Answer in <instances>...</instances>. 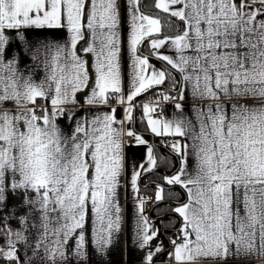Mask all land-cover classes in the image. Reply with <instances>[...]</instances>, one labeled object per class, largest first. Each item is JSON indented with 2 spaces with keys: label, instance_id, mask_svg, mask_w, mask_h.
Returning <instances> with one entry per match:
<instances>
[{
  "label": "snow or ice",
  "instance_id": "obj_1",
  "mask_svg": "<svg viewBox=\"0 0 264 264\" xmlns=\"http://www.w3.org/2000/svg\"><path fill=\"white\" fill-rule=\"evenodd\" d=\"M141 4L0 0L3 264H88L89 243L107 256L126 230L143 264H155L161 230L145 215L152 198L139 195V182L169 163L174 170L154 182L153 200L161 220H179L169 264L264 261V0H154L163 17ZM161 19L176 24L174 34H164ZM30 29L65 35L32 44ZM22 55L42 66L39 81L21 70ZM188 98L199 102L191 115L178 102ZM137 108L158 141L131 126ZM132 147L145 149L138 164L128 160ZM176 186L186 199L158 207L179 195ZM128 187L136 203L126 229Z\"/></svg>",
  "mask_w": 264,
  "mask_h": 264
},
{
  "label": "crops",
  "instance_id": "obj_2",
  "mask_svg": "<svg viewBox=\"0 0 264 264\" xmlns=\"http://www.w3.org/2000/svg\"><path fill=\"white\" fill-rule=\"evenodd\" d=\"M142 2H143V0H142ZM153 3H154V0L151 1L152 6H153ZM141 6H142V4H141ZM141 10L147 14L155 16V13L152 12V10H143L142 7H141ZM161 14H163V13H161ZM27 32H28V40L32 44H35L37 41H40V40H49V41L57 40V41H60L64 38V35H65L63 32H60L59 30H49V29H43V30L30 29V30H27ZM127 63H128L127 57L125 56L124 61H123V70L125 73V87H127V71H128ZM152 63L154 65H156L157 67H159V65L156 63L155 60H153ZM20 67H21L22 71H25V72L31 71L34 74V79L37 81H39L44 75V71H43L42 66H38L36 63H33L27 56L22 55ZM178 102L183 104L184 111L187 112L189 115H191V108H192L193 103H199L198 101L194 102L191 98H188L184 101H178ZM39 103H44V101L39 102ZM113 105L119 108V106L115 105L114 102H113ZM163 107L165 109L166 115L169 118H171V116L174 113V104L169 103V104L164 105ZM107 110H108L107 108L102 107L99 109H93L92 111L96 112V111H107ZM77 115H80V113L78 112ZM118 115H122V112H118ZM59 123H60L61 127L64 128V130L66 132L71 131V128L67 125L66 121L61 120V121H59ZM131 126L133 127V125H131ZM141 134L149 141L150 144H152V140L154 139V137L150 133H148V134L141 133ZM144 151H145L144 147L128 148L127 149V157H128L129 162L131 164H138L144 155ZM191 163L192 162L190 161V165H191ZM147 191H148L147 190V181L145 180V178H142L141 181L139 182V195L141 197L146 198ZM184 194H185L184 199H186V193L184 192ZM135 196H136V194H134L132 192L130 187H128L127 190L122 189V191H121V203L124 206L126 221H127L126 229L132 228L135 224V217H134V205L136 203ZM8 203H9V205L18 204L19 201L17 199H11L8 201ZM18 211L20 213H23L22 203H19ZM0 215H2V214H0ZM145 215L149 216L146 211H145ZM152 220L156 223V221L154 219H152ZM11 224L13 227H18L19 221L16 219H13L11 221ZM130 235H131V233L126 230L125 234L122 235V237H121V242H120L119 247L113 248L107 256H103V257L94 255L92 253V248H91V245L89 243V246H88V252H89L88 264H143L144 253H142L138 248L134 247L131 244ZM171 238H175V233L171 236ZM88 239L90 240V235H89ZM159 240L164 243V238L162 236V233H160ZM126 241H127V247H125ZM163 248H164V252L158 254L154 258L155 264H169L167 256H166L164 262H158L157 261V258L164 256V254H166V252H167V249H165L164 244H163ZM170 250H171V244H170ZM69 264H77V262L74 258L69 257ZM80 264H84V262L81 261ZM228 264H236V262L230 260L228 262ZM243 264H264V261L252 260V261H245V262H243Z\"/></svg>",
  "mask_w": 264,
  "mask_h": 264
},
{
  "label": "trees",
  "instance_id": "obj_3",
  "mask_svg": "<svg viewBox=\"0 0 264 264\" xmlns=\"http://www.w3.org/2000/svg\"><path fill=\"white\" fill-rule=\"evenodd\" d=\"M151 1L152 0H143L142 2V9L143 10H152V12L155 13V15H159L161 17L164 16V14L161 13H157V10L154 9V7L151 5ZM161 24L164 26L163 27V32L165 35H172L175 33L176 31V24H169L168 21L166 19H161ZM143 53L146 55L148 53V50L146 48L143 49ZM156 63L160 66V61L155 60ZM152 96V93H148L147 96H140L138 97V101L140 102H144L146 99H148V97ZM135 117H136V122L133 125V127L140 133H144V134H148L147 132L144 131V126L140 123V109L137 108L135 110L134 113ZM160 138L154 137V139L152 140V143L158 141ZM157 155H168V150L165 149L163 153H160L159 151L157 152ZM174 169L172 168L171 164H161L159 169L157 170V172L155 174L153 173H149L148 177L149 178H145V180L147 181V194H149L150 192L154 191V182L160 181V178L162 175L164 174H170L171 171H173ZM162 182V181H160ZM175 192L178 193V196H173L170 199H166L165 202H163L161 205H159L158 207H160L161 209L166 208L169 204H171L172 206H175L176 202L178 200H183L185 198V194L182 188H180L179 186L175 187ZM165 196H168V193H165ZM156 205H153L152 208L150 209V211L148 212V215L154 219L157 223V225L159 226L162 236L164 238V247L165 249H167V252L170 250V242L169 239L170 237L175 233L173 231V228L171 227V224H175V227L178 228L179 224V220L178 218H175V214L172 215H165L163 217V219L161 220L159 218V213L156 211ZM166 252V254H167ZM166 254H164V256H161L159 258H157L158 262H164L165 258H166Z\"/></svg>",
  "mask_w": 264,
  "mask_h": 264
},
{
  "label": "built area",
  "instance_id": "obj_4",
  "mask_svg": "<svg viewBox=\"0 0 264 264\" xmlns=\"http://www.w3.org/2000/svg\"><path fill=\"white\" fill-rule=\"evenodd\" d=\"M42 102V101H39ZM147 198H152L148 200V203L145 205V211L148 213L150 211V209L152 208L153 204V200H154V191L150 192L149 194H147L146 199ZM0 264H3V261H0Z\"/></svg>",
  "mask_w": 264,
  "mask_h": 264
}]
</instances>
